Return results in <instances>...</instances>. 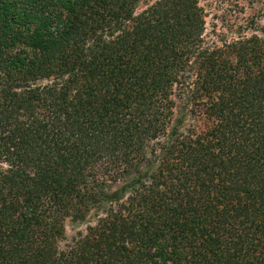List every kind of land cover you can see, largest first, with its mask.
I'll return each mask as SVG.
<instances>
[{
  "label": "trees",
  "instance_id": "1",
  "mask_svg": "<svg viewBox=\"0 0 264 264\" xmlns=\"http://www.w3.org/2000/svg\"><path fill=\"white\" fill-rule=\"evenodd\" d=\"M203 31L198 0H0V264H264V37Z\"/></svg>",
  "mask_w": 264,
  "mask_h": 264
},
{
  "label": "rangeland",
  "instance_id": "2",
  "mask_svg": "<svg viewBox=\"0 0 264 264\" xmlns=\"http://www.w3.org/2000/svg\"><path fill=\"white\" fill-rule=\"evenodd\" d=\"M147 3L153 0H145ZM203 9L204 31L203 39L208 44H219L221 41H229L239 34L250 35L252 33L264 37V0H198ZM144 4H138L136 11L143 8ZM174 111L180 110L183 101L174 98ZM186 118L185 124H187ZM92 222L88 217L83 221L66 219L64 223L67 239L76 231H84L86 224Z\"/></svg>",
  "mask_w": 264,
  "mask_h": 264
}]
</instances>
